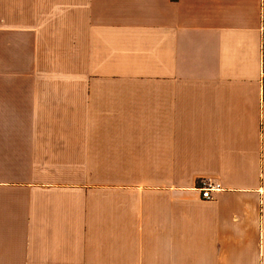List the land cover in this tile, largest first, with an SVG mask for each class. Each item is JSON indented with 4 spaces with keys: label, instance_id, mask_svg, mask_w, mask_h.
I'll return each mask as SVG.
<instances>
[{
    "label": "crops",
    "instance_id": "obj_1",
    "mask_svg": "<svg viewBox=\"0 0 264 264\" xmlns=\"http://www.w3.org/2000/svg\"><path fill=\"white\" fill-rule=\"evenodd\" d=\"M263 79L264 0H0V264H264Z\"/></svg>",
    "mask_w": 264,
    "mask_h": 264
},
{
    "label": "built area",
    "instance_id": "obj_2",
    "mask_svg": "<svg viewBox=\"0 0 264 264\" xmlns=\"http://www.w3.org/2000/svg\"><path fill=\"white\" fill-rule=\"evenodd\" d=\"M221 185L218 183H214L211 181H204L203 184L200 186V190L202 191V196L204 199L212 200V194L217 192L221 189Z\"/></svg>",
    "mask_w": 264,
    "mask_h": 264
},
{
    "label": "trees",
    "instance_id": "obj_3",
    "mask_svg": "<svg viewBox=\"0 0 264 264\" xmlns=\"http://www.w3.org/2000/svg\"><path fill=\"white\" fill-rule=\"evenodd\" d=\"M263 83H264V79H263ZM264 87V86H263Z\"/></svg>",
    "mask_w": 264,
    "mask_h": 264
}]
</instances>
